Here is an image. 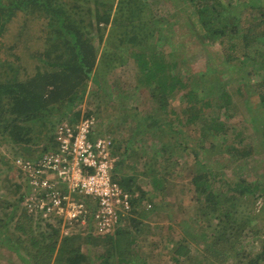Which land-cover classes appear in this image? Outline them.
I'll list each match as a JSON object with an SVG mask.
<instances>
[{"label":"trees","instance_id":"1","mask_svg":"<svg viewBox=\"0 0 264 264\" xmlns=\"http://www.w3.org/2000/svg\"><path fill=\"white\" fill-rule=\"evenodd\" d=\"M115 1L0 0V139L18 147L15 159L1 154L0 160L11 171L12 164L15 168L17 166L15 163L17 157L36 161L43 154L54 150L57 127L63 123L76 127L81 121L82 116L75 108L85 101L89 80H92L91 83L97 88H103L100 81L94 79L95 74L98 77L106 72L98 66L105 63L106 68L109 67L111 70L118 65H124L125 61L134 59L139 67L138 74L135 75L136 88L149 89L151 97L158 101L156 111L158 114L165 113V118L156 116L148 118V116L136 119V129L143 122L147 123L148 119L151 120L152 124H148L147 133L162 142L168 140L160 147V151H169L174 148V154L178 150L187 151L189 146L188 143L185 144V141L195 138V133L199 132L197 136L206 157L201 156L200 150L192 147L195 156L190 166L193 171V177L189 182L192 189L186 191L183 185L181 193L187 192L189 199L195 200L198 204L195 208L198 215L206 216L207 223H209L210 216L215 213L225 220L223 222L221 219L222 225L216 224L214 245L206 251L223 264L229 262L226 258L227 249H234L231 253L233 255L231 264L239 262L261 264L264 261V238H261L264 237L262 234L264 223L260 224L255 219L245 218L243 222H238L234 226V231L229 236L226 235L228 229L225 224L232 222L233 214L234 216L237 214L239 199L244 202V205L250 207L249 212L255 214L253 218H258L260 214L264 215V181L257 179L256 176L248 180L245 175H241L238 181H233L223 170H219L221 171L219 177L208 158L212 156L210 151L215 150L216 143L220 141L226 153L237 151V154L241 153L242 158L255 152L261 155L260 151L253 147L240 149L243 139L237 142L236 138L243 137L245 129L238 130L239 127L229 120L237 116L236 111L243 105H246L252 113L253 108L250 105L252 92L245 93L242 82L255 80L256 75H252L251 70L255 69L257 62L253 55H262L263 52L260 48L264 47V29L260 26L264 25V0H192L189 8L187 7L192 12L187 14V19H184L186 21L181 25L190 27L192 34L198 38L201 46L205 47L203 49L206 59L204 68L185 66L187 60L184 58L180 60L179 57L173 55V52L166 54L164 49H160L158 41L161 31L167 33V37L172 33L167 29V31L155 29V20L166 21L164 17L155 19L154 7L159 1L118 0L115 17L112 20L111 14L115 8ZM21 14L25 15L24 26L16 30L13 24L17 22ZM29 17L39 18L42 22L44 32L42 37L37 38L38 42L43 41L40 48L32 47L33 38L27 36V38H21L25 34ZM87 22H89L88 25L85 24ZM110 23L115 28L107 41L109 45L107 47L110 48L99 56V47L96 46L95 36L91 31H96L99 43H102L104 41L103 30ZM199 26L205 33L197 29ZM9 33L13 40L8 43L5 38ZM237 35L246 51L244 56H251V58L244 59L245 57L235 56L232 52H228L224 54L223 61L216 62L209 47L207 50L205 40L220 42L221 38L231 36L235 39ZM132 40L138 44V48L130 50L129 42ZM34 46H36L35 43ZM180 46L184 48L187 43L180 42ZM253 46H258L259 50L249 51L248 49ZM234 48L233 43L230 45V50ZM38 62L41 63L38 64ZM29 65L33 67L28 72ZM258 66L264 70V62ZM257 82H259L258 79ZM103 90L106 89L103 88ZM255 113H258V116L251 118L252 124L250 125L257 129L259 128L256 122L258 118L264 123V95L260 96L259 107ZM91 116L93 112L88 111L83 117ZM245 122L240 125H246L245 128L249 129L251 127L249 122ZM261 122L258 125L262 124ZM160 125L165 128L158 136L156 133ZM93 133L94 135L90 136L91 139L99 137L95 135V130ZM132 135L131 133L127 139L123 138L118 141L111 138L112 155L122 156L113 171V181L134 194L131 199L133 209L137 213L143 206L144 209L138 213L145 219L148 218L147 213H152L147 206H153L156 202L151 194L153 190L149 192L139 186L137 174L123 173L121 169L125 155L120 154L119 150L123 148V143H129L127 149L131 147ZM220 137L224 140L218 139ZM134 150L135 153L132 155L138 156L139 153L135 147ZM171 155L173 156L167 152L166 172L169 171V167L177 163ZM181 155H177L176 158ZM141 159L142 157H139L136 160ZM152 171L153 187L164 192L166 181L163 176L165 174L161 169ZM21 174H23L22 170ZM46 174L51 180H56L51 172ZM61 186L64 185L61 184ZM14 187L13 198L16 195H19V198L14 199L13 204L8 203L6 207L3 206L4 202L0 201V213L4 217L0 220L2 244L0 257H8L10 250L13 249L16 250L20 264H51L52 262L53 264H133L134 259L131 253L139 239L138 234L133 235L129 226L125 225L117 227L115 232L105 236H97L94 216L96 205L90 204L89 208L93 215L88 218L87 224L80 225L82 230L78 234L80 236L79 246L72 242V236L67 235L56 250L59 244L57 237L60 226H54L48 221L45 225L50 229V234L40 232L37 236L35 233L37 227L41 228L43 220L51 219L53 215L41 218L42 213H37L36 210L29 212L23 208L21 217L24 218L17 222L12 231L9 225L15 215H18L21 209L20 204L31 192L28 181H18L14 183ZM136 192L137 196H135ZM259 199L263 203L261 210L257 211L253 207ZM35 216L41 218L40 222H37ZM56 219L58 224L62 222L59 218ZM128 219L130 218L126 221ZM245 221H254L256 225L258 222L259 226L254 233V238L257 237L262 243V249L250 259L249 252L244 247L241 248L243 245L240 238L242 228L237 229L238 226H245L247 224L244 223ZM129 222L138 231L141 225L143 226L137 218H131ZM209 228H202L201 232L205 234L209 232ZM24 236L27 238L25 239ZM27 242L32 248L26 245ZM83 244L86 245V251L82 250ZM178 244L175 251H172L173 255L169 254L168 261L175 262V264H190L189 261L192 258L188 256L192 253L190 247L180 242ZM22 251L25 255H21ZM155 253L160 255L162 251H155ZM183 256L186 258L183 259ZM152 264H156L155 261Z\"/></svg>","mask_w":264,"mask_h":264},{"label":"rangeland","instance_id":"2","mask_svg":"<svg viewBox=\"0 0 264 264\" xmlns=\"http://www.w3.org/2000/svg\"><path fill=\"white\" fill-rule=\"evenodd\" d=\"M156 1H159V3L154 7V15L156 17L155 19L164 17L166 18V21L161 22L155 20V29H167L172 33L171 36L167 37L168 34L161 31L160 39L158 41V44L161 46L160 49H164L166 54H170L173 52V55L175 57H179L180 60L183 58L187 60L185 66L204 68L206 59L204 57L203 49H205V47L203 48L201 46L198 38H196L192 34L193 31L189 29L190 27H187L186 25H183L182 27L181 25L184 21H186L184 19H187V14H191L192 12L190 9H188L189 5H191L192 3V0H187V2L185 0ZM117 2L118 0H116L114 3L115 8L113 13L111 14L112 20L115 17V13L117 10ZM243 12L245 13L244 10ZM24 17L25 15L21 14V16L17 19V22L13 24L16 30L23 28ZM85 24L88 25L89 22ZM172 24H175V26H172ZM260 28L264 29V25H261ZM197 29L201 33H205V31H203L200 26ZM114 30L115 28L112 23L105 27V29L103 30L104 41L102 43H99L98 35L96 36V31H91L92 35L95 36L96 46L99 47V56L102 55V52H105L107 48H110L107 47L109 46L107 44V41L114 33ZM43 32L44 29L42 27L41 20L39 18L31 19V17H29L27 19L25 34L21 38L26 36L28 38H33L31 40L32 47L40 48L43 44V41L40 40V42H38L37 38L40 36L42 37ZM5 39L8 43L11 42L13 40V37H11V33L7 34ZM205 41L207 43L206 48L209 47L213 52L216 62L223 61L225 58L224 54L228 52H232L235 56L239 55L241 57H245L244 52L246 51L243 48V44L240 43L238 35L235 36V39H232L231 36L221 38L220 42H212L208 39H206ZM180 42L187 43V46H185L184 48L181 47ZM34 43L36 44V46H34ZM233 43L235 44V48L234 50H230V45ZM38 45L39 47H37ZM129 47L130 50H133L135 48H138V44L132 40V42H129ZM255 49L259 50V47L253 46L248 50L250 51ZM260 49H263L262 55H253L257 62L255 69L252 68L251 70L253 72L252 75H256L255 80L242 82L244 92L247 94L249 92H252V100L250 102V105H252L253 108L252 113L248 110L246 105H243L238 108V111H236L237 116L231 118L229 122H232V124L238 126V130L245 129L243 131L244 136L241 138H236L237 142L240 139H243V143L240 146V149H250L251 147H253L257 151H260L259 153H261V155H259L258 152H255L252 155H246V157L242 158L241 153L237 154V151L226 153V151H223L224 147L222 146L223 144L220 141L216 143V149L210 151V154L212 156L210 158L207 157L208 160H211L210 163H212L213 168L216 170L219 177V172H221L219 170H223V172L226 173L227 177L231 178L233 181H238L241 175H245V178H247L248 180L256 176L257 179L264 181V123L261 122L262 119L258 118V120L256 121L258 122L257 127L259 126V128L261 129H256L255 127H252L250 125L252 124L250 122L251 118L253 116H258V113L255 112L259 107L260 96L264 95V70H262L258 66L260 63L264 62V47ZM207 50L209 49L207 48ZM146 52L148 53V51ZM247 58L249 59L251 58V56L245 57L244 59ZM34 63H36V61H34ZM39 63L41 62H38V64ZM106 66L107 64L105 63H103L102 66L99 65V69L102 68L104 69V72H106L102 75H99L98 77L95 74L94 77V79L100 81V83L103 85V88L106 90H103V88H97L94 84L91 83L92 80H89L90 83L86 99L84 102L80 103L79 106L75 108V110L81 114V118L85 116L86 112H93V116L96 118V122H98V124L94 126L96 136L111 138L113 137L118 141L123 138L127 139L128 137H130L131 133L133 134L131 136V147H128L127 149V145L129 143H123V148L119 150L120 154L125 155V157L123 158L124 163L121 166V169H123L122 172L127 174H137V183L139 184V186L145 188V190L149 192L153 190L151 191V194L155 197L156 201L153 206H147V209L152 212H149L150 214H146L148 218L144 219L143 217H141V214L139 215L138 213L141 209H144L143 206L137 213L135 212L128 215L130 219L137 218L138 222L140 224H143V226L141 225L139 231L135 229L134 226L132 227V224L129 222L130 219H128L127 221L125 220L122 225L129 226V230L132 231L133 235L138 234L137 238L139 239L138 241H136L134 251H132L131 253L134 259L133 264H152L153 261H155L156 264H175V262H169L168 260L170 255H173L172 251L179 245L178 242L190 247V250L192 251V253L188 255L190 258L192 257L189 261L190 264H212L213 262L214 264H223L222 262H220V260L209 254L206 249H211L214 245L213 241L214 236L216 235L215 226L216 224L219 225V223L222 225V223L225 222L224 218L218 217L217 213H215L210 216L209 223H207L205 221L206 216L200 217L198 215V212L195 209L198 204L195 202V200H193L192 198L189 199L190 197L187 196V192L181 193V186L183 185H185L184 187H186V191L192 189V187L190 186L191 184H189L191 178L193 177V171L190 169V166H192L195 159L192 147L200 150L201 156L206 157V154L204 153V150L202 151L201 144L199 143V137L197 136L199 132H197V134L195 133V138H190L189 141H185V144L188 143L189 146L187 151L183 152L178 150L175 154L174 148L170 149L169 151H160V147L163 146V144H166L168 140L162 142L161 140L156 139V137L154 136L151 137V135L147 133L148 124H152L151 120L148 119L147 123L143 122L141 126L136 129V119H141L148 116V118L152 116H156L157 118H165V113L158 114V112L156 111L158 101H155L151 97L149 89L144 87L136 88L137 83L135 81V75H137L139 71L138 65L136 64L134 59H131L130 61H125L124 65H118V67H115L111 70L109 67L106 68ZM28 67L30 68H27L29 72L31 71V68L33 66L29 65ZM257 79L259 82H257ZM129 106H132V108H130ZM259 116L262 115L259 114ZM244 120L249 122V125L251 126L249 129L245 128L246 125H240L243 122L246 123ZM260 122L262 124L258 125ZM163 128L165 127L160 125V127L157 129L156 135H161L160 131L163 130ZM110 130H112L113 132L110 133ZM94 138L95 137H93V139ZM218 139L224 140L222 139V137ZM138 143H140V145H138ZM134 147L139 153L138 156L132 155L135 153ZM17 149L18 147L9 144L6 140L0 139V155L5 154L10 158H14L18 154ZM167 152L173 154V156H171L174 158V160L177 161V163L173 162L174 165H172V167H169V171L166 172L165 165L168 164L166 161ZM179 154L182 155L179 158H176ZM139 157H142V159L140 161H137L136 159H138ZM121 158V155L118 156L117 162H119ZM215 163L217 166L215 165ZM11 166L12 169L11 171H9L8 167L0 160V201L4 202L3 206L5 207L6 205H8V203L13 204L14 199L19 198V195H16L15 198H13V192H15L14 183L18 181L26 182V177L21 174V170L17 166L15 168L14 164H12ZM153 169H161L163 171V174H165L163 176L164 180L166 181L164 192H160L159 189H155L153 187ZM159 174H161V171H159ZM136 194L138 193L136 192ZM238 203H240L239 208L237 209V214H235V216L233 214V221L231 220L232 222H227V224H225L226 229H228L226 232L227 236L232 234V232L234 231V226H236L238 222H243L245 218H248L249 220L255 219L256 221L260 222V224L264 223L263 214H260L258 218H253L255 214H251L249 212L250 207L244 205V202H241L240 199L238 200ZM262 203L263 202L261 199L257 200L253 208L258 211L261 208ZM155 206L157 208H155ZM20 207L21 209L19 213H17L18 215H15L13 221H11L9 225L12 231H14L17 222L19 220H23L24 218L21 217V212L24 208L23 203L20 204ZM43 217L45 216L42 215L41 218ZM1 218L4 217L0 213V220ZM35 218H37V222H40L39 220H41V218L39 216H35ZM221 219H223V222H220ZM59 220L62 221L61 223L59 222L60 225L58 224L56 218H46L40 225L41 228H38L36 226V235L39 236L40 232L50 234V229L46 228L45 225L46 221H48V223L53 224L54 226H60L58 227L59 233L57 237V242L59 244L56 250L59 248L61 242H63L65 236L67 235L72 236V242L79 246L80 236H78V234L80 230H82V228L80 227L81 224L72 223L69 226L66 223L67 221L63 217H60ZM258 222L256 225L254 221H245L244 223H247L245 226L241 225L237 228H242L240 238L243 245H241V248L244 247L245 250L249 252V259L253 258L254 255H256V253L262 249V243L260 242V239H258L257 237L254 238V233H256V229H258L257 226H259ZM205 227L209 228V232L204 234L203 232H201V229ZM95 234L100 237L104 236L107 233H100L99 229L97 228L95 230ZM202 234H204L206 237H204V235ZM262 234L264 235V229L262 230ZM24 238L26 239L27 237L24 236ZM1 245L2 244L0 241V246ZM26 245H29V247L32 248L29 242H27ZM85 246L86 245L84 244L82 245L83 251H86ZM164 246L166 247L165 249ZM208 246L210 247L207 248ZM101 249H103V247H101ZM15 251L11 249L8 257H0V264H20L19 259L17 260ZM155 251H162V253L160 255L157 254L159 255L157 256ZM232 251H234V249H227L226 251V258L229 261L228 264H231L230 261L232 262ZM22 254L25 255L24 251H22L21 255ZM184 258H186V256H183V259ZM51 264H53V262ZM237 264H245V262H239ZM261 264H264V261H262Z\"/></svg>","mask_w":264,"mask_h":264},{"label":"built area","instance_id":"3","mask_svg":"<svg viewBox=\"0 0 264 264\" xmlns=\"http://www.w3.org/2000/svg\"><path fill=\"white\" fill-rule=\"evenodd\" d=\"M95 125L94 116L82 118L76 127L63 123L57 127L54 150L36 161L16 159L31 186L22 201L25 209L45 217H63L70 226L87 224L93 215L90 204L96 205L94 216L100 233L122 227L128 215L135 213L134 194L113 181L118 156L112 155V139H91ZM48 172L56 180H51Z\"/></svg>","mask_w":264,"mask_h":264},{"label":"clouds","instance_id":"4","mask_svg":"<svg viewBox=\"0 0 264 264\" xmlns=\"http://www.w3.org/2000/svg\"><path fill=\"white\" fill-rule=\"evenodd\" d=\"M83 118H84V117H83ZM96 123H97V122H96ZM17 158H19V157H17ZM17 158H16V159H17ZM112 232H115V230H114V231H112ZM112 232H109V233H112ZM109 233H107V234H109ZM105 235H106V234H105ZM105 235H104V236H105Z\"/></svg>","mask_w":264,"mask_h":264}]
</instances>
